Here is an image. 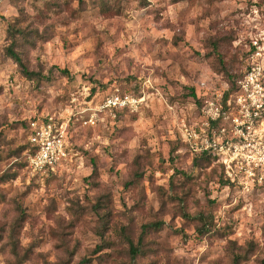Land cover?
<instances>
[{"label":"rangeland","instance_id":"374dc122","mask_svg":"<svg viewBox=\"0 0 264 264\" xmlns=\"http://www.w3.org/2000/svg\"><path fill=\"white\" fill-rule=\"evenodd\" d=\"M259 32L264 0H0V264H264V181L221 183L174 127L202 81L230 87ZM115 91L144 101L97 111ZM45 116L70 154L32 175L25 128Z\"/></svg>","mask_w":264,"mask_h":264},{"label":"built area","instance_id":"2783aa9c","mask_svg":"<svg viewBox=\"0 0 264 264\" xmlns=\"http://www.w3.org/2000/svg\"><path fill=\"white\" fill-rule=\"evenodd\" d=\"M246 46L247 60L236 88L211 89L202 81L198 116L174 127L192 156L210 155L229 182L248 192L264 181V33L250 36ZM143 101L141 95L115 91L103 96L96 110L133 112ZM94 115L86 123L93 124ZM30 125L27 140L35 149L27 167L32 175L54 172L70 154L66 123L45 116Z\"/></svg>","mask_w":264,"mask_h":264},{"label":"trees","instance_id":"16d2710c","mask_svg":"<svg viewBox=\"0 0 264 264\" xmlns=\"http://www.w3.org/2000/svg\"><path fill=\"white\" fill-rule=\"evenodd\" d=\"M17 31L18 32H22L21 31V29L20 28H17ZM10 33V32H9ZM12 35V34H11ZM12 37L13 36H10V39H11V43H10V46L7 48V52H8V54L10 55V57L18 64V66H19V68H20V70H21V73H23V74H25L26 76H31L32 75V72H30V71H28V69L26 68V66H25V64L22 62V60H21V57L19 56V54L15 51V49L13 48V46H14V44H15V39H14V37H13V39H12ZM247 55H248V51H247V48H246V50H245V63H246V60H247ZM65 71V70H64ZM242 76V71L239 73V74H237L236 76H231V75H229L228 77H232V79L230 80V89L233 91L235 88H236V81L240 78ZM121 93H125V92H121ZM190 93H191V95H193V96H195V92H194V90L193 89H191V91H190ZM197 102H198V104H199V106L201 105V103H202V98H201V96H198L197 97V100H196ZM123 111H127V110H120V111H116L117 113H119V112H123ZM30 124L29 123H27L26 124V128H25V130H26V141H27V147H26V156L28 157V155H30L31 153H33L34 152V146H32L30 143H29V141L27 140V136H28V134L30 133ZM176 133H177V135H178V139L180 140V142H182V144H183V146H184V148L186 149V151L190 154V151H189V148H188V145L186 144V143H184L182 140H181V138H180V136H179V134H178V132L176 131ZM191 155V154H190ZM27 157H26V164H28V161H27ZM193 157V162H195V164L197 165L198 163H197V161H198V159H200V160H205V161H207V162H210V161H214V159L210 156V155H199V156H192ZM198 158V159H197ZM218 166L220 167V169H221V175H222V179H221V183H223V184H226V185H233L231 182H229V180L227 179V178H225V175H224V173H223V170H222V168H221V166L218 164ZM53 172H48V175L49 174H52ZM197 219L199 220V221H202V228H204L206 225V219L203 217V215L202 214H199V216L197 217ZM148 225H150V224H148ZM155 225H157V224H155ZM157 228V227H156ZM140 252H142V250H141V247H140V239H139V241H138V243H137V245H133V243H130V247H129V254H130V256L132 257V258H134L135 257V255L137 254V253H140ZM87 260L85 259V258H83V259H81L80 261H79V264H84L85 262H86Z\"/></svg>","mask_w":264,"mask_h":264}]
</instances>
